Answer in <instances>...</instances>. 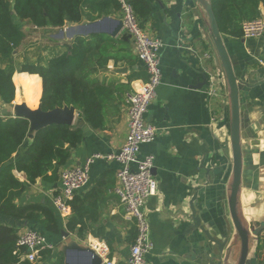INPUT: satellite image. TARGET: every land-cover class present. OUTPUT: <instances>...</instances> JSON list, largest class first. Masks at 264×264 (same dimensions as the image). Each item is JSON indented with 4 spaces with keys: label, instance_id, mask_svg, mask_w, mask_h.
Wrapping results in <instances>:
<instances>
[{
    "label": "crops",
    "instance_id": "1",
    "mask_svg": "<svg viewBox=\"0 0 264 264\" xmlns=\"http://www.w3.org/2000/svg\"><path fill=\"white\" fill-rule=\"evenodd\" d=\"M147 1L152 14L146 19L139 17L141 24L150 35L164 43L161 49L162 83L146 114V121L157 126L159 131L154 142L141 147V156H155L153 174L158 183V192L146 204L153 242L147 260L149 264H238L242 243L231 210L234 181L231 90L215 47L209 15L198 0ZM261 11L264 17L263 6ZM108 16L121 18V12L118 9ZM19 24L26 25L24 30L27 35L29 29L44 33L39 42L38 59L41 55L52 53L50 50L55 47L58 50L72 41L69 38L58 40L50 35L48 37L45 32L51 28L36 30L27 21H19ZM110 26L108 22L103 28ZM125 33L123 30L116 38ZM221 35L240 81L242 171L235 210L242 228L250 233L246 264H261L256 258L258 236L254 232L264 223V67L259 64L264 51V35L255 38H245L243 34ZM131 46L134 53L133 41ZM206 53L211 57L206 58ZM135 65L137 68H134ZM135 65L133 69L141 72L142 78L129 83L118 111L108 112L104 128L85 126L84 140L62 167L82 164L95 153H113L124 143L128 133L125 95L133 89L134 81L147 78L144 63L138 59ZM108 67L109 73H102V76L107 75L109 80L119 78L122 83H128L126 75L131 72L128 66H122L128 67L126 74L115 72L117 68L113 61ZM201 73H205L208 80L199 87L196 85L203 80ZM210 74L213 76L212 85L209 84ZM42 91L41 81V96ZM13 104H22L16 101V94ZM14 108L2 104L0 116H3L1 112H10L15 117ZM29 140L32 141L31 138ZM117 168L115 161L97 159L90 167L89 182L75 194L88 206L85 222L89 230L83 239L67 230L69 218L62 219L52 204V197L60 187L59 179L54 183L38 179L24 192L20 202L44 203L53 207L60 233L48 232L35 221L5 215H0V221L14 227L18 235L26 229L41 232L54 245L49 261L43 264L55 262L60 253H63L66 264L64 247L74 242L97 253L99 248L106 247L107 255L102 257V264H106L105 259L114 264H128L136 226L126 217L115 192ZM16 175L26 180L24 173L16 172ZM196 194L194 206L201 225L216 240L227 242L223 253L192 217L191 201ZM100 227L107 234L105 238L91 234L92 229L96 231ZM73 258L74 264H85L87 259L82 252L73 253Z\"/></svg>",
    "mask_w": 264,
    "mask_h": 264
},
{
    "label": "trees",
    "instance_id": "2",
    "mask_svg": "<svg viewBox=\"0 0 264 264\" xmlns=\"http://www.w3.org/2000/svg\"><path fill=\"white\" fill-rule=\"evenodd\" d=\"M141 19L152 14L147 0H129ZM221 33L242 35V23L262 16L264 0H209ZM119 0H0V106L14 101L31 108L40 104L43 111L73 106L79 120L94 129L105 127L109 111H118L122 97L132 80L142 78L134 70L138 57L132 51V37L116 38L104 32L77 35L63 47L33 61L18 60V49L28 37L18 21L38 28H60L84 19L95 21L116 12ZM114 67L128 66V83L108 79L109 62ZM15 72H19L14 75ZM28 72V73H26ZM30 73V74H29ZM42 80L40 79V77ZM14 75V78H13ZM41 81L43 91L41 96ZM30 121L24 117H0V215L40 223L48 232L60 233L58 217L50 205L21 203L24 192L41 179L54 183L59 171L85 136V126L51 124L35 132L29 140ZM24 173L26 180L17 175ZM79 197L71 201L73 213L66 228L83 239L89 226L85 222L88 206ZM264 232V230H263ZM92 235L105 238L103 227ZM16 229L0 221V264H36L23 258L24 248L17 246ZM52 250H44L47 262ZM256 258L264 264V233L258 235ZM51 264H64L60 253Z\"/></svg>",
    "mask_w": 264,
    "mask_h": 264
},
{
    "label": "built area",
    "instance_id": "3",
    "mask_svg": "<svg viewBox=\"0 0 264 264\" xmlns=\"http://www.w3.org/2000/svg\"><path fill=\"white\" fill-rule=\"evenodd\" d=\"M119 4L123 30L132 37L134 53L144 63L147 78L134 81L133 89L125 95L128 133L121 147L109 154L95 153L82 164L62 167L59 173L60 187L52 197V204L62 219H68L72 213L71 201L77 191L89 182L92 163L97 159L115 161L118 165L115 192L124 207L126 217L134 221L136 226L127 263L149 264L147 256L153 248V242L146 204L158 192V183L153 174L155 156H141V147L154 142L159 131L157 126L146 121V114L162 83L161 49L164 43L145 30L129 0H119ZM33 28L38 29L37 26ZM242 33L245 38L264 35V17L244 21ZM207 57L211 55L206 53ZM259 64L264 67V51ZM212 83L213 76L210 74L209 84ZM17 246L25 249L23 258L36 264L44 263L41 260L42 251L54 249V245L36 229H26L19 233ZM98 254L101 257L107 255V248H99ZM105 260L106 264H114L109 259Z\"/></svg>",
    "mask_w": 264,
    "mask_h": 264
},
{
    "label": "water",
    "instance_id": "4",
    "mask_svg": "<svg viewBox=\"0 0 264 264\" xmlns=\"http://www.w3.org/2000/svg\"><path fill=\"white\" fill-rule=\"evenodd\" d=\"M207 10V13L210 18L211 29L214 35L215 47L219 54V57L222 61L226 77L228 80V84L231 90V108H232V115H231V143H232V150H233V163H234V181L231 190V210H232V218L237 230L239 237L241 238L242 243V250L241 256L238 264H246L247 258L250 252V233L245 231L238 219L236 214L235 205L237 202V196L240 186V179H241V171H242V154H241V146H240V102H239V80L235 75L234 68L227 53V50L223 44L222 35L220 29L218 27L214 12L212 10L211 4L209 0H198ZM108 22L111 23L109 28H103L105 24ZM123 20L122 18H116L111 16H103L101 19L96 21H88L84 19L81 23H67V27H60L52 33L50 36L54 39H73L77 35L88 36L93 32H104L112 37H117L123 31ZM101 27V28H97ZM134 68H137L135 65ZM115 72L120 74H126L128 72V67H122L115 69ZM203 74V80L199 85L196 86H204L207 83L208 77L205 73ZM6 106H10L14 108V116L15 117H24L30 121V131L28 137L33 139L35 132L41 128H44L51 124H67V125H79V126H86L84 120L77 119L78 112L73 106H64V107H57L50 111H43L41 108V102L39 106L35 109L28 107L25 104H16L14 105L13 102L4 104ZM87 129V127H85ZM154 170V168H153ZM197 198V194L194 195L191 201V211L192 217L194 220L197 221L199 225H201V219L197 215L196 208L194 206V201ZM202 229L208 235L210 239L215 241L219 246L221 253H223L224 248L227 242H220L212 237L210 232L206 230L202 225ZM264 230V223L255 230L254 235L258 236L259 233ZM82 252L86 255V262L85 264H102L103 258L92 248H82L76 242L72 243L71 245H67L64 247V253L66 257V264H74L73 253Z\"/></svg>",
    "mask_w": 264,
    "mask_h": 264
},
{
    "label": "rangeland",
    "instance_id": "5",
    "mask_svg": "<svg viewBox=\"0 0 264 264\" xmlns=\"http://www.w3.org/2000/svg\"><path fill=\"white\" fill-rule=\"evenodd\" d=\"M24 26H26V25L21 24V27H23V29L25 28ZM57 29H59V28H57ZM57 29L53 28V29L47 30L45 33L48 34V37H49V35H51L52 33H55V31ZM27 31L29 33L28 34V37L24 41L23 45L18 49V60L19 61H24L25 60V57H27V56L29 58H31L33 61H35L36 58H37L39 49L41 47V45H39V42L41 41L42 36H43L44 33L41 32V30H37V31L33 30V31H30V29H29ZM1 113H3V116H0V117L7 118V117L11 116L10 112L9 113L8 112H1ZM262 233H264V232H262ZM253 239H254V237H252V243L254 242Z\"/></svg>",
    "mask_w": 264,
    "mask_h": 264
},
{
    "label": "bare ground",
    "instance_id": "6",
    "mask_svg": "<svg viewBox=\"0 0 264 264\" xmlns=\"http://www.w3.org/2000/svg\"><path fill=\"white\" fill-rule=\"evenodd\" d=\"M22 104H25V105H27L25 101H23V102H22ZM27 106H28V105H27ZM28 107H29V106H28ZM30 108H31V107H30ZM32 109H33V108H32Z\"/></svg>",
    "mask_w": 264,
    "mask_h": 264
}]
</instances>
